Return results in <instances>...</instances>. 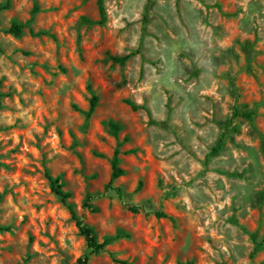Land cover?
<instances>
[{
    "label": "rangeland",
    "instance_id": "1",
    "mask_svg": "<svg viewBox=\"0 0 264 264\" xmlns=\"http://www.w3.org/2000/svg\"><path fill=\"white\" fill-rule=\"evenodd\" d=\"M97 1L0 0V264H264V0Z\"/></svg>",
    "mask_w": 264,
    "mask_h": 264
},
{
    "label": "trees",
    "instance_id": "2",
    "mask_svg": "<svg viewBox=\"0 0 264 264\" xmlns=\"http://www.w3.org/2000/svg\"><path fill=\"white\" fill-rule=\"evenodd\" d=\"M97 5L99 8V14H100V19L99 20H91L88 18H83L82 19V24L86 25L88 27H92V26H104L107 24V11H106V6H105V0H98L97 1ZM23 30L24 27L21 24H17L14 23L11 27V29L8 31V33L12 34L15 37H20L23 34ZM45 33L40 32L36 35H43ZM130 59V56H124V57H112V60L115 63L118 64H125L128 60ZM98 101H99V97L93 93L92 99H91V109L87 114V117L89 118L91 116V114L93 113V111L95 110V108L98 105ZM127 104H129L132 109L134 111H137L139 109H141V107H139L138 105H136L135 103H132L130 101L127 102ZM239 116V109L236 108V113H235V117ZM110 128L111 130L116 134L121 127L115 123H110ZM223 148V143H220L214 150L213 153H219ZM112 168H113V177L112 180L110 181V183L107 185L105 192H114L116 193L120 199L123 198L124 196V191L120 188L114 185V182L116 179H118L119 177L124 175V170L120 167V152L119 150L116 151L113 161H112ZM48 180L51 184V187L53 189V192L61 199V201L64 204H67L68 199L71 197L70 193L68 192H64L62 190V185L59 184V179H54L52 176H48ZM104 197V194H100V193H96V194H90L87 196L84 204H83V208L90 210L92 212H97L98 208L95 206L94 202L96 200H99L101 198ZM70 211H71V216L72 219L75 221L77 228L80 232V234L85 238L86 243H87V247H88V253L85 256L84 260H80L77 264H87L90 257L93 255H98L101 252L104 251V249L110 244L112 243L115 239L121 238L123 236H127V234L124 233H120L115 237H110L107 238L103 243H99L96 240V234L94 232V230L85 222L83 217H80L77 212L72 208L69 207ZM129 211H131L134 214H140L143 211L142 207H138V206H128ZM147 215H154L157 218H167V214L164 213L163 211H153V212H146ZM118 263L121 264H127L126 262L123 261H117Z\"/></svg>",
    "mask_w": 264,
    "mask_h": 264
}]
</instances>
